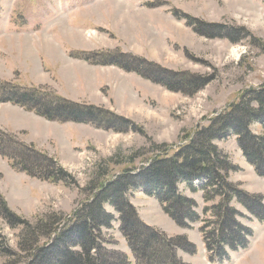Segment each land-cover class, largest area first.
<instances>
[{
    "label": "rangeland",
    "instance_id": "obj_1",
    "mask_svg": "<svg viewBox=\"0 0 264 264\" xmlns=\"http://www.w3.org/2000/svg\"><path fill=\"white\" fill-rule=\"evenodd\" d=\"M199 24L217 29L203 35L196 30ZM1 25L16 30L13 36L19 40L10 44L12 34L2 36L0 83L38 88L81 110L90 108L97 118L93 123L59 122L0 108V121L3 111L9 118L8 124L0 123V137L7 135L2 147L9 150L8 135L13 136L36 151H21L22 156L37 160L42 154L63 173L53 182L29 176L0 156V206H6L12 219L30 226L40 220L64 225L73 213H82L83 204L95 197L102 183L107 185L126 170L138 172L151 157L185 143L245 91L264 85V0H0ZM44 41L53 43L46 45L51 46L49 52L41 47ZM66 64L70 68L64 70ZM36 72L42 76L35 78ZM176 84V91L165 87ZM130 102L137 107L130 106L127 114ZM249 131L264 142L258 123ZM215 144L237 168L228 172V180L264 199V179L242 155L236 136ZM178 188L197 203L201 215L203 194L183 184ZM145 191L127 194L141 221L167 238L184 236L195 247L192 252L175 251L181 264H209L197 230L200 224L179 227ZM233 206L253 235L245 250L211 264H264V223ZM106 210L117 217L111 206ZM21 228L0 213V264H14L15 255L4 256L3 250L19 252ZM118 228L115 221L112 229H101L100 240L136 264ZM166 255L159 264H170V252Z\"/></svg>",
    "mask_w": 264,
    "mask_h": 264
},
{
    "label": "trees",
    "instance_id": "obj_2",
    "mask_svg": "<svg viewBox=\"0 0 264 264\" xmlns=\"http://www.w3.org/2000/svg\"><path fill=\"white\" fill-rule=\"evenodd\" d=\"M216 29V26L205 24H199L196 28L203 35H209ZM225 34L231 38L229 32ZM194 86L191 87L192 91ZM165 87L171 91L180 88L178 84ZM0 103L17 105L50 121L93 123L92 119H97L90 108L81 110L78 105L38 88L12 83H0ZM256 123L264 129V85L245 91L238 102H233L218 116L211 118L207 125L195 130L185 143L151 157V162L138 172L126 170L107 185L102 183L95 191V197L83 204L82 213L79 215V210L76 211L60 227L59 220H40L36 226L20 220L17 222L3 204L0 206L1 216L22 227L19 252L12 254V251L4 249L3 255H15L14 264H129L124 253L114 254L100 240L101 229H112V223L116 221L136 264H159L160 259L168 258L167 251L171 254L170 264H181L175 251L192 252L195 247L184 236L171 239L155 233L128 203L127 194L146 189L145 193L155 198L162 211L179 227L202 224L199 231L209 261L227 259L231 253L245 249L252 237V230L239 220L243 214L233 204L244 208L259 222H264V199L250 195L228 180V172H235L237 168L229 163L227 156L221 154L215 141L236 136L242 155L264 179V142L249 131ZM6 136L3 133L2 139L0 137V156L5 157L13 169L52 182L61 179L59 175L63 173L54 168L49 158L42 154H37V160L22 156L21 151L23 154L29 149L33 153L36 151L17 142L13 136L8 135L7 141L11 144H7L9 150L2 147L1 141L6 140ZM180 184L192 192H202L206 204L202 211L203 218L197 213V203L179 191ZM106 206H111L117 217L109 213ZM148 237L151 243H146ZM51 259L54 263L49 261Z\"/></svg>",
    "mask_w": 264,
    "mask_h": 264
},
{
    "label": "crops",
    "instance_id": "obj_3",
    "mask_svg": "<svg viewBox=\"0 0 264 264\" xmlns=\"http://www.w3.org/2000/svg\"><path fill=\"white\" fill-rule=\"evenodd\" d=\"M6 26H7L8 28H7ZM8 29H10V30H8ZM15 32H17V31H16V30H12L8 25H1V29H0V42L2 43L5 39H7V35H5V34H8V33H11V34H12V35H9V37H8V39H7V40H9L10 44H12L13 41H18V40H19V39H18L19 37L13 36V34H14ZM3 34L6 36L5 39L2 38ZM29 38H30V37H29ZM42 38L45 39V38H46V35H44ZM37 40H38V39H37ZM28 41H29V40H28ZM28 41H27V42H28ZM47 44H51V46L53 45V43H52L51 41H49V42L44 41V42L41 44V47L45 50V52H49V50H50L49 47H51V46L46 47ZM27 52H30V51L27 50ZM42 52H43V50H42ZM2 53H3L4 55L8 56L9 58H12V61L16 60L13 56H10L6 51H4V52L2 51ZM27 54H28V53H27ZM44 54H45V53H44ZM46 54H47V53H46ZM46 54H45V55H46ZM28 55H29V54H28ZM62 60L65 62V59L62 58ZM68 63H69V62H68ZM69 65H70V63H69ZM69 65L66 64L65 67H64V70H67L68 68H70ZM33 71H35V70H33ZM40 71H41V69H40ZM35 75H36V76H35ZM35 75H34L35 78H37V77H41V76H42L41 73H37V72H36ZM37 84H39V83L35 82V85H36V86H38ZM4 106L6 107V110H7L8 107H10V108H12V109H16V110L20 111V112L23 113V114L30 115L31 117H33V118H35V119L37 118V119L46 120V119H44V118H42V117L36 115V114L33 113V112H28V111L24 110L23 108H21V107H19V106H17V105H13V104H11V103H0V108H1V107H4ZM130 106H134L135 108L137 107L136 104H134L133 102H130L129 105L127 106V108L125 109V110L127 111V114H129L130 111H131V109H133V107L130 108ZM2 109H3V108H2ZM2 115H3V117H5V118H3V120L0 121V123H2L3 125H5L4 123L8 124V123H9L8 114H7L6 112L3 111V114H2ZM3 121H4V122H3ZM169 221H170V220H169Z\"/></svg>",
    "mask_w": 264,
    "mask_h": 264
}]
</instances>
